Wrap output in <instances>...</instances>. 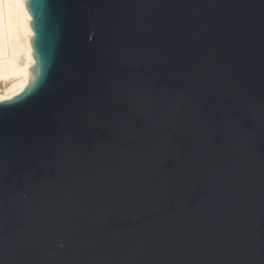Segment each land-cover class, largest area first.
<instances>
[{"label": "water", "instance_id": "water-1", "mask_svg": "<svg viewBox=\"0 0 264 264\" xmlns=\"http://www.w3.org/2000/svg\"><path fill=\"white\" fill-rule=\"evenodd\" d=\"M25 7L0 264H264V0Z\"/></svg>", "mask_w": 264, "mask_h": 264}, {"label": "bare ground", "instance_id": "bare-ground-1", "mask_svg": "<svg viewBox=\"0 0 264 264\" xmlns=\"http://www.w3.org/2000/svg\"><path fill=\"white\" fill-rule=\"evenodd\" d=\"M26 0H0V93L26 81L28 64H33L29 44L32 32Z\"/></svg>", "mask_w": 264, "mask_h": 264}]
</instances>
